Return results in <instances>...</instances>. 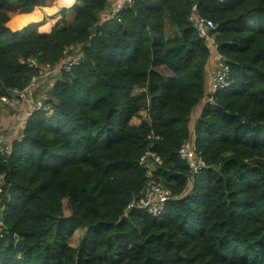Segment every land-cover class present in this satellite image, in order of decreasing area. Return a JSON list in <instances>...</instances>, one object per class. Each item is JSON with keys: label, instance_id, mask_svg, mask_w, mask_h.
I'll list each match as a JSON object with an SVG mask.
<instances>
[{"label": "trees", "instance_id": "obj_1", "mask_svg": "<svg viewBox=\"0 0 264 264\" xmlns=\"http://www.w3.org/2000/svg\"><path fill=\"white\" fill-rule=\"evenodd\" d=\"M55 1L0 0V98L37 77L30 59L81 55L0 154V264H264V0H133L104 20L110 0H75L47 34L34 20L9 28ZM193 5L214 24L207 38ZM207 43L229 85L193 123ZM190 141L205 164L194 177L178 156ZM147 151L172 193L158 217L125 213Z\"/></svg>", "mask_w": 264, "mask_h": 264}, {"label": "built area", "instance_id": "obj_2", "mask_svg": "<svg viewBox=\"0 0 264 264\" xmlns=\"http://www.w3.org/2000/svg\"><path fill=\"white\" fill-rule=\"evenodd\" d=\"M133 0H119L118 3L112 8L110 16H117L124 8L130 6ZM190 20L194 23L198 35L207 38V35L211 29L214 28V24L211 20L200 17L197 14L196 5L191 8ZM79 54H70L69 49H65L64 57L59 63L51 66L49 64H38L35 59L29 60V65L37 69L38 75L31 79L30 84L22 92L14 91L11 96H3L0 98V102L3 104L13 105L19 102H27L31 99L32 91L36 90V82L39 79H45L52 74L59 73L60 71L68 72L73 65H76L80 59ZM228 67L224 63H220L216 71L212 73L209 78V94L207 103L213 104V94L219 90H223L229 85ZM49 97L46 93L35 98V104H30L31 108L28 112V117L36 111H48L49 106L46 104ZM26 120L23 122V126ZM23 128V127H22ZM10 152V146L3 140H0V154L7 155ZM179 159L184 161L190 172L191 177L198 175L204 168V162L198 157L195 151L194 142H183L178 151ZM153 158V159H152ZM151 158L149 151L145 152L141 158V164L145 169L146 182L143 190L141 191L137 199H132L125 209V213L132 210L146 212L152 217H158L166 204L172 197V193L169 188L164 187L158 182L154 176L155 167L160 165V159L157 156ZM151 159V161H150ZM155 163V164H154ZM4 186V175H0V196L2 194L1 187ZM3 209L0 202V226L2 225Z\"/></svg>", "mask_w": 264, "mask_h": 264}, {"label": "rangeland", "instance_id": "obj_3", "mask_svg": "<svg viewBox=\"0 0 264 264\" xmlns=\"http://www.w3.org/2000/svg\"><path fill=\"white\" fill-rule=\"evenodd\" d=\"M62 1V0H61ZM60 1V2H61ZM66 3H71L72 0H65ZM56 3V2H55ZM55 3H53L51 6H50V10H41L39 9L38 13H36V11L34 12L35 14H33L30 18L32 19H28V20H34V21H39L38 24H31V25H36L38 26V32L40 34H47L51 31V29H53L55 27V23L57 21V15H53V14H56V10L59 11V9H68L70 8L71 6L69 7H59L58 9L55 8ZM69 3V4H70ZM15 16V14H12ZM14 19V18H13ZM27 18L24 20V19H21V20H18L16 19L15 21H13V23H11V25L9 26V28L11 30H15L17 28H20L21 26H23L27 21ZM251 22H253V20H251ZM48 26V27H47ZM49 28V29H48ZM50 30V31H49ZM45 31V32H43ZM169 32V31H168ZM171 33V32H170ZM208 47L212 48V46L210 45V43H207ZM57 74V73H56ZM56 74H52L50 75L49 77H46L45 79H49L51 77V79H54L55 75ZM37 84V82H36ZM40 84V83H39ZM37 86V85H36ZM50 87H51V84L49 83V81L47 80V82L45 83V85H43V88L42 90L40 91H32L31 93V99L27 100V102H24L25 104H27L29 110L32 109L30 104H33L36 100V95L38 94L39 96H41L43 93H48L50 91ZM35 104V103H34ZM1 108V111H0V127L3 126V123H6L8 122V127H7V130L9 131V128L11 127V125H13L15 127V129H12L10 130V132H15V134H18L20 132V130L22 129L23 127V122L24 120L27 119L28 115H27V112H24L22 111V116L19 117V112L18 113H12L11 110L14 106H10V105H2L0 106ZM28 110V112H29ZM6 121V122H5ZM191 122H192V117H191ZM7 125V124H6ZM5 131L6 134H10V132L8 131ZM11 139V138H10ZM5 141V140H3ZM6 142V141H5ZM7 143V142H6ZM84 233V230L82 229H79L75 232V234L72 236V239L70 241V245L72 246H77L80 238L82 237Z\"/></svg>", "mask_w": 264, "mask_h": 264}, {"label": "crops", "instance_id": "obj_4", "mask_svg": "<svg viewBox=\"0 0 264 264\" xmlns=\"http://www.w3.org/2000/svg\"><path fill=\"white\" fill-rule=\"evenodd\" d=\"M56 2V3H55ZM54 3L56 4L55 5V8L56 7H58V6H60V7H69V6H71V5H73L74 4V2H75V0H72V2L70 3V4H67L66 2H65V0H62L61 2H60V0H56ZM116 3V0H110L109 1V4L107 5V7H106V9H105V11L102 13V15H101V18L104 20V19H107L108 18V16H109V14L111 13V10H112V7H113V5ZM39 9H41V10H43V11H45V10H50V8H38V9H36V10H34L33 12H31L30 14H21L17 19L18 20H21V19H26L27 18V20L28 19H32V18H30L33 14H35L34 12L36 11V13L37 14H39L38 13V11H39ZM59 11H60V9H59ZM59 11H57V13L56 14H53L54 16L55 15H57V21H56V23H55V26L56 25H58L59 23H60V16H59ZM13 23V22H12ZM252 23V22H251ZM11 25V24H10ZM48 27V26H47ZM18 29H20V28H17L16 30H18ZM49 29V28H48ZM52 30V29H51ZM50 31V30H49ZM43 32H45V31H43ZM45 34V33H44ZM73 48H70L69 49V51L70 50H72ZM74 50V49H73ZM74 52V54L76 53V51H73ZM220 62H221V58L219 57V55H217L216 54V52H215V50H214V48L212 47L211 48V52H210V59H209V62L207 63V65H206V67H205V69H206V92L209 90V78H210V76L212 75V73L214 72V71H216L217 69H218V67H219V64H220ZM55 78H56V75L54 76ZM55 78L54 79H51V77L49 78V79H47L48 81H49V83L52 85L53 84V82H54V80H55ZM47 80L46 79H39V80H37V86H36V90L35 91H40V90H42V88H43V85H45V83L47 82ZM40 83V84H39ZM39 95L37 94L36 95V97H38ZM207 96L204 98V100H202L201 101V103L200 104H198L194 109H193V111H192V113H191V117H192V122L194 123L195 122V120L198 118V116H199V114H200V112L202 111V109H203V107L205 106V104L207 103ZM26 102V101H25ZM0 106H1V104H0ZM11 106H14L13 108H12V110H11V112L12 113H18L19 112V117L20 116H22V111H24V112H27V115H28V110H29V108H28V106H27V104H25L24 102H19V103H17V104H13V105H11ZM1 108V107H0ZM0 111H1V109H0ZM6 122V121H5ZM7 124V125H6ZM7 127H8V122H6V123H3V126L2 127H0V137H2V138H4V140L8 143V145L10 146L11 145V143L14 141V140H16V139H19V137H20V132H21V130H20V132L18 133V134H15V132H10V130H12V129H15V127L13 126V125H11V127L9 128V131L7 130ZM8 131V132H10V134H6L5 133V131ZM11 138V139H10Z\"/></svg>", "mask_w": 264, "mask_h": 264}, {"label": "clouds", "instance_id": "obj_5", "mask_svg": "<svg viewBox=\"0 0 264 264\" xmlns=\"http://www.w3.org/2000/svg\"><path fill=\"white\" fill-rule=\"evenodd\" d=\"M209 41H210V40H209ZM220 63H223V62H220ZM33 78H34V77H33ZM208 94H209V90H208ZM208 94H207V97H208ZM0 104H2V105H8V104H3V103H1V102H0ZM206 104H209V103H206ZM206 104H205V105H206ZM33 114H34V113H33ZM1 205H2V203H1ZM2 209H3V206H2Z\"/></svg>", "mask_w": 264, "mask_h": 264}]
</instances>
